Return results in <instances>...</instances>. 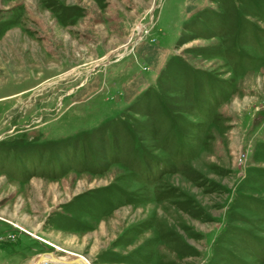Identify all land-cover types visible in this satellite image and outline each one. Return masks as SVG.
Returning a JSON list of instances; mask_svg holds the SVG:
<instances>
[{"label":"rangeland","instance_id":"obj_1","mask_svg":"<svg viewBox=\"0 0 264 264\" xmlns=\"http://www.w3.org/2000/svg\"><path fill=\"white\" fill-rule=\"evenodd\" d=\"M48 252L264 264V0H0V264Z\"/></svg>","mask_w":264,"mask_h":264},{"label":"bare ground","instance_id":"obj_2","mask_svg":"<svg viewBox=\"0 0 264 264\" xmlns=\"http://www.w3.org/2000/svg\"><path fill=\"white\" fill-rule=\"evenodd\" d=\"M40 257V256H39ZM39 257L38 258H36L33 262H32V264H34V263H36V261L39 259ZM45 259H53V260H55V261H57V262H60V263H63V261H64V263H66V264H71V262L70 261H72L73 259H75V258H80V260H78L77 262H74V264H90L86 259H84V258H82V257H78V256H72L71 258H70V260L68 261V259H67V261L66 260H64V259H61V258H59V257H56L54 254H46L45 256Z\"/></svg>","mask_w":264,"mask_h":264},{"label":"water","instance_id":"obj_3","mask_svg":"<svg viewBox=\"0 0 264 264\" xmlns=\"http://www.w3.org/2000/svg\"><path fill=\"white\" fill-rule=\"evenodd\" d=\"M48 253H51V254H53L54 252H48ZM47 253H42L41 255H40V257H39V259L36 261V263H34V264H40V262L42 261V260H44L45 259V255H46ZM78 260H80V258L78 259V258H75V259H73L72 261H70L71 262V264H74V262H77ZM63 263H64V261H63ZM66 264V263H65Z\"/></svg>","mask_w":264,"mask_h":264},{"label":"built area","instance_id":"obj_4","mask_svg":"<svg viewBox=\"0 0 264 264\" xmlns=\"http://www.w3.org/2000/svg\"><path fill=\"white\" fill-rule=\"evenodd\" d=\"M53 262H57V261H55V260H53V259H44V260H42L41 262H40V264H53ZM58 263V262H57ZM63 264H65V263H63Z\"/></svg>","mask_w":264,"mask_h":264},{"label":"clouds","instance_id":"obj_5","mask_svg":"<svg viewBox=\"0 0 264 264\" xmlns=\"http://www.w3.org/2000/svg\"><path fill=\"white\" fill-rule=\"evenodd\" d=\"M234 103H235V101H234Z\"/></svg>","mask_w":264,"mask_h":264},{"label":"crops","instance_id":"obj_6","mask_svg":"<svg viewBox=\"0 0 264 264\" xmlns=\"http://www.w3.org/2000/svg\"><path fill=\"white\" fill-rule=\"evenodd\" d=\"M134 78V77H133Z\"/></svg>","mask_w":264,"mask_h":264}]
</instances>
